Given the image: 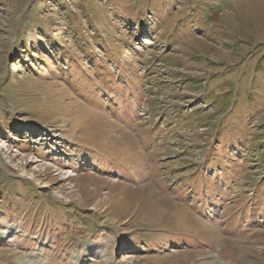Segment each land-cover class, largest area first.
<instances>
[{
	"label": "rangeland",
	"instance_id": "1",
	"mask_svg": "<svg viewBox=\"0 0 264 264\" xmlns=\"http://www.w3.org/2000/svg\"><path fill=\"white\" fill-rule=\"evenodd\" d=\"M0 264H264V0H0Z\"/></svg>",
	"mask_w": 264,
	"mask_h": 264
}]
</instances>
